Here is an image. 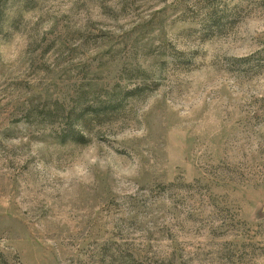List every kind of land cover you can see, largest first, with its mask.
Wrapping results in <instances>:
<instances>
[{
  "label": "rangeland",
  "instance_id": "obj_1",
  "mask_svg": "<svg viewBox=\"0 0 264 264\" xmlns=\"http://www.w3.org/2000/svg\"><path fill=\"white\" fill-rule=\"evenodd\" d=\"M0 264H264V0H0Z\"/></svg>",
  "mask_w": 264,
  "mask_h": 264
}]
</instances>
